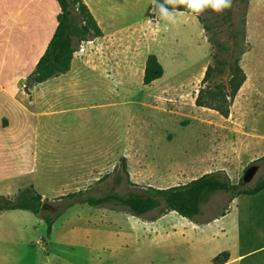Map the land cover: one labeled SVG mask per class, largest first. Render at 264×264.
Instances as JSON below:
<instances>
[{"label":"rangeland","instance_id":"rangeland-1","mask_svg":"<svg viewBox=\"0 0 264 264\" xmlns=\"http://www.w3.org/2000/svg\"><path fill=\"white\" fill-rule=\"evenodd\" d=\"M87 1L102 21L104 36L81 44L71 74L35 91L33 115L20 127L25 140L0 141V195L14 198L33 186L46 200L38 215L0 212V264H197L196 236L188 224L165 218L152 225L148 217L58 200L85 190L96 197L135 190L125 175L120 186L114 182L112 172L122 158L130 181L141 188L176 186L215 171H224L234 184L242 180L246 188L264 178V0H232L223 13L209 9L200 14L210 19V33L229 45L231 32L245 29L241 65L247 80L227 118L195 105L212 64L211 46L196 15L177 12L172 26L151 18L152 0ZM54 21L55 15L52 26ZM49 23L43 33L51 29ZM151 54L164 75L144 86ZM9 64L0 66L2 83L13 81L28 94L34 57L12 71ZM86 151L89 160L65 157ZM13 178L22 182L2 190L15 182L4 181ZM232 198L214 194L195 222L225 212ZM54 209L49 232L43 216Z\"/></svg>","mask_w":264,"mask_h":264},{"label":"trees","instance_id":"trees-1","mask_svg":"<svg viewBox=\"0 0 264 264\" xmlns=\"http://www.w3.org/2000/svg\"><path fill=\"white\" fill-rule=\"evenodd\" d=\"M60 8L57 16V28L47 48L35 66V70L28 78L27 87L42 84L50 79L67 74L72 67L75 53L84 42H89L104 36L84 0H56ZM152 5L150 12H152ZM179 12L188 13L180 8ZM191 14V13H189ZM195 15V14H194ZM206 33L211 46L212 64L207 66L201 80L200 88L195 99L198 108L216 111L227 118L238 92L246 82V73L242 67V56L247 51L245 29L240 26L233 30L231 36L233 45L222 42L217 33H210L209 18L196 15ZM152 19L155 18L152 12ZM164 69L158 57L151 54L147 57L143 75V85L150 86L160 80ZM122 175L126 176L128 184L134 186L124 195L110 193L100 197L93 196L89 191H79L62 196L58 201H68L67 205L86 204L90 207L109 208L127 212L137 218L148 217L154 222L162 216L175 212L178 216L195 221L203 215L201 206L211 196L217 193H228L232 197L254 196L264 190V178L260 179L254 187L246 188L243 181L234 184L224 171H215L204 174L187 183L158 188L153 186L139 187L130 181L125 158L115 166L112 176L116 185L122 183ZM111 176H104L99 182ZM46 202L33 186L20 190L14 198L0 195V212L26 210L35 215L44 211ZM53 212L43 216L48 231L53 226ZM229 260V253L222 252L213 260V264H225Z\"/></svg>","mask_w":264,"mask_h":264},{"label":"crops","instance_id":"crops-1","mask_svg":"<svg viewBox=\"0 0 264 264\" xmlns=\"http://www.w3.org/2000/svg\"><path fill=\"white\" fill-rule=\"evenodd\" d=\"M84 1L101 28L102 21L98 14L87 0ZM25 8L28 11L21 21L14 23L18 16L24 14L23 9ZM59 13L60 8L56 0H0L2 17L0 21L5 22L3 26L0 24V66L4 68V64L10 61L12 71L20 63H24L27 57H34L35 62L38 63L57 28ZM53 15H55V21L52 26ZM46 22H50L51 29L43 33ZM99 39L101 38L92 41ZM75 64L76 56L67 74L72 73ZM22 70H24V64ZM3 71L0 69V141H24V128L22 131L20 127L25 126L27 116L33 115L30 107H36L38 100L35 91L43 87L47 81L34 88H26L29 90L27 94L20 90L13 81L3 84ZM53 94L56 95V90ZM44 114L48 115L49 112ZM36 116L41 118L42 113L37 112ZM257 148L262 149L260 146ZM102 156L97 155V157ZM65 157H80L89 160L90 153L86 151L78 155L67 154ZM19 179H25V177ZM19 179L4 181L15 182L5 186L2 190L17 188L22 182L18 181ZM165 218L175 219L191 227L196 236L194 249L199 254L197 264H213L212 260L222 252L229 253V260L225 264H264V190L254 196L232 198L225 212L201 223L189 221L175 212H170L151 223L152 225L159 224Z\"/></svg>","mask_w":264,"mask_h":264},{"label":"clouds","instance_id":"clouds-1","mask_svg":"<svg viewBox=\"0 0 264 264\" xmlns=\"http://www.w3.org/2000/svg\"><path fill=\"white\" fill-rule=\"evenodd\" d=\"M232 0H152V12L157 22L175 26L177 23L176 13L180 8L188 13L199 15L206 10L214 13H223L231 8Z\"/></svg>","mask_w":264,"mask_h":264}]
</instances>
